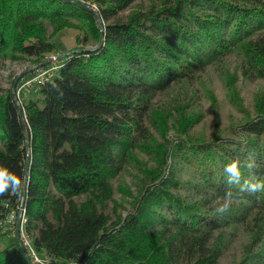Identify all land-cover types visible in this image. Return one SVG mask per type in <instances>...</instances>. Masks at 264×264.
<instances>
[{
	"label": "trees",
	"instance_id": "16d2710c",
	"mask_svg": "<svg viewBox=\"0 0 264 264\" xmlns=\"http://www.w3.org/2000/svg\"><path fill=\"white\" fill-rule=\"evenodd\" d=\"M69 1L0 0V67L8 57L43 63L58 31L78 32L56 75L35 87L39 96L21 100L26 133L11 87L0 86V166L21 181L0 195V227L15 226L23 204L20 232L53 264H218L241 229L233 264H264V191L241 192L225 173L238 160L241 185L264 180V94L233 135L212 138L191 132L200 109L155 102L219 66L228 100L242 109L236 82L264 80V0ZM76 2L96 6V50L82 51L99 43L96 14ZM139 153L158 166L125 213L110 212L114 181ZM228 191L236 202L219 214L215 201ZM20 245L16 229L0 239V264H33Z\"/></svg>",
	"mask_w": 264,
	"mask_h": 264
},
{
	"label": "rangeland",
	"instance_id": "374dc122",
	"mask_svg": "<svg viewBox=\"0 0 264 264\" xmlns=\"http://www.w3.org/2000/svg\"><path fill=\"white\" fill-rule=\"evenodd\" d=\"M153 1L157 3L158 0H139L137 5L139 7H148ZM137 5L134 7H137ZM95 7L96 6L93 4L92 8L95 9ZM126 13H128V11ZM77 35L78 32L75 30L63 29L58 31L52 39L56 43L57 50L45 55V61H49V63L44 65V67L40 66L45 69H51V72L49 73L51 74L50 77L54 74L56 75L58 70V64L56 65L55 60L64 56L63 54H69L71 49L78 46L76 42ZM89 47H94V45H90ZM224 63L231 71H236L237 60L235 56L227 57L224 60ZM36 65L38 64L34 62V58L14 60L9 59L8 57L2 61V65L0 67V86L4 88L11 87L12 89L15 78L27 69L35 67ZM40 67L34 68L33 71L25 75L22 80L31 79L35 75L36 69H40ZM219 72V66L203 68L201 72H199L197 79L192 81V83L182 81L175 87L172 86L171 88L166 89V91L158 95L155 102L156 104H161L162 106L167 105L168 107H177L178 103H180L183 104V106L187 105L188 109H200L203 113V117L200 122L193 129H191V132L194 135H200L206 138L233 135L234 129H238V126L243 123L247 117L254 116L258 105L256 103V95L259 93L264 94V80L251 82L240 78L238 82H236L240 96L243 100L242 109H239L228 100L226 82L219 76ZM21 81L19 80V83ZM34 86L35 85L27 88L23 92L24 94L22 93L20 96L22 98H19V95H17L18 100H20V104L22 99L28 100L29 98L39 96L38 90L34 91L36 90ZM209 91L213 92L215 95L214 100L208 95ZM172 112L178 119L179 115L177 112L175 110ZM170 132L172 134V130H170ZM156 136L162 140L157 133ZM139 158L141 159V162L137 163L135 168H128L126 172L124 171L123 174L114 181L113 188L115 190V194L114 201L109 204L110 212L114 207L119 212L125 213L126 210L132 206L135 198L142 191V184L144 178L146 177L144 173L150 172L158 166V161L153 159L151 156L149 157L148 155L139 153ZM16 223L17 219L15 220V226L12 225V221L10 220L0 227L2 228L1 233L4 234L0 237L2 243L4 242L6 244L12 239L14 229H16ZM20 233L19 243L23 245L22 234L24 233ZM235 235L236 236L233 239V242L228 245L225 254L221 257L218 264H233L235 261L240 259L242 245L244 243V234L240 229L235 233ZM24 251L26 253V257L31 262L25 247ZM38 254L44 257L40 253Z\"/></svg>",
	"mask_w": 264,
	"mask_h": 264
},
{
	"label": "clouds",
	"instance_id": "9594fccd",
	"mask_svg": "<svg viewBox=\"0 0 264 264\" xmlns=\"http://www.w3.org/2000/svg\"><path fill=\"white\" fill-rule=\"evenodd\" d=\"M225 173L228 176V183L240 185L241 192L264 191V180L258 182L245 181L242 185L240 184L241 171L238 160L227 165L225 168ZM20 186V179L14 174L10 173L5 166H0V195L5 194L10 189L12 191H18ZM236 198V194L228 191L222 198H219L215 201V211L219 214L226 213L236 202Z\"/></svg>",
	"mask_w": 264,
	"mask_h": 264
},
{
	"label": "built area",
	"instance_id": "2783aa9c",
	"mask_svg": "<svg viewBox=\"0 0 264 264\" xmlns=\"http://www.w3.org/2000/svg\"><path fill=\"white\" fill-rule=\"evenodd\" d=\"M55 63L56 65L58 64L57 69H59L60 58L58 60L56 59ZM43 67H40V69H36L35 75L31 79H21L22 81L20 80L21 82H18L19 84L17 85V95H19V93H23L27 88H30L33 85H35L34 87L43 85L46 81L50 79L51 74L49 73L51 72V69H45ZM22 244V246L26 248L27 255L30 257V260L33 264H53L51 263V259L49 257H42L36 252L35 248L32 246L30 239L27 238V236H25L24 234H22Z\"/></svg>",
	"mask_w": 264,
	"mask_h": 264
},
{
	"label": "water",
	"instance_id": "95a60500",
	"mask_svg": "<svg viewBox=\"0 0 264 264\" xmlns=\"http://www.w3.org/2000/svg\"><path fill=\"white\" fill-rule=\"evenodd\" d=\"M67 1H69V0H67ZM69 2H71V1H69ZM76 4H78L79 6H81V7H84L85 9H88V11H92L93 13H95L96 14V12L94 11V9L93 8H90L89 6H87V5H84L82 2H76ZM96 17H97V21H98V24H99V28H100V30H101V36H100V40H99V43H98V45L94 48V49H90V48H86V49H82V51H91V50H96V49H98L100 46H101V44H102V40H103V35H104V31H103V29H102V26H101V21H100V19H99V16L96 14ZM47 63H49V61H45V62H43V63H41V64H38V65H36L35 67H31V68H29V69H27L26 71H24L23 73H21V74H19L16 78H15V80H14V84H13V87H12V94H13V97H14V99H15V101L17 102V104H18V106H19V114H20V117H21V119L23 120V127H24V132L26 133V123H25V121H24V118H25V116H24V113H23V109H21V105H20V103H19V100H18V98H17V90H16V87H17V84H18V82H19V80H21L25 75H27L28 73H30L31 71H33V69L34 68H37V67H40V66H44V65H46ZM28 161H29V159H27V163H28ZM26 163V164H27ZM28 165V164H27ZM24 192H23V200H24V198H25V187H24V190H23ZM21 208H22V210L19 212V215H18V217H17V223H16V234H17V237H18V240L20 241V225H21V221H22V211H23V204L21 205ZM21 249H22V253H23V255L25 256V258L27 259V261L28 262H30L29 260H28V258L26 257V253H25V251H24V247L21 245ZM31 263V262H30Z\"/></svg>",
	"mask_w": 264,
	"mask_h": 264
}]
</instances>
